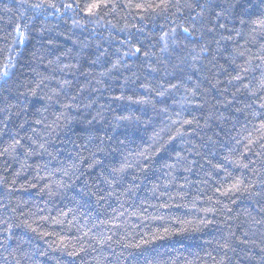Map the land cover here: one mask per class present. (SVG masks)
Returning <instances> with one entry per match:
<instances>
[{
    "label": "trees",
    "instance_id": "1",
    "mask_svg": "<svg viewBox=\"0 0 264 264\" xmlns=\"http://www.w3.org/2000/svg\"><path fill=\"white\" fill-rule=\"evenodd\" d=\"M160 2L0 0V264H264V3Z\"/></svg>",
    "mask_w": 264,
    "mask_h": 264
},
{
    "label": "snow or ice",
    "instance_id": "2",
    "mask_svg": "<svg viewBox=\"0 0 264 264\" xmlns=\"http://www.w3.org/2000/svg\"><path fill=\"white\" fill-rule=\"evenodd\" d=\"M261 2L264 3V0H261ZM129 6H131V5H129ZM32 7H34V8L35 7H40V5H32ZM48 7L55 8L56 6L54 4H48ZM64 7L70 9V8L73 7V5L69 3V4L64 5ZM100 7H107V4L103 3V2H96V3L88 4L87 7H86V13L88 15H92V14H94V10L99 9ZM136 7L137 8H143V9L151 7L153 11H155L157 8L166 9L167 8V0H161V2L159 4H155V5H136ZM197 7L203 8V5H197ZM216 15H217V17H219L220 15H222V13L217 12ZM258 23L261 26H264V18L260 19L258 21ZM17 31L19 32V28H17ZM183 31L185 33H188L189 30L187 28H185ZM20 35L23 36V33H20ZM19 42L23 43V39H21ZM136 52H140V49L137 48ZM7 75H8V73L5 72L4 76H7ZM237 78H239V77H237ZM260 87L264 88V81L260 82ZM133 102L140 103L141 101H133ZM260 107L264 108V104H261ZM188 123H191V122L188 121ZM261 129H264V124L261 125ZM261 139L264 140V136H262ZM252 142L253 141H250V143H252ZM234 189L235 190H239V184L234 185ZM222 194H226V193H222ZM32 231H35V229H32Z\"/></svg>",
    "mask_w": 264,
    "mask_h": 264
}]
</instances>
